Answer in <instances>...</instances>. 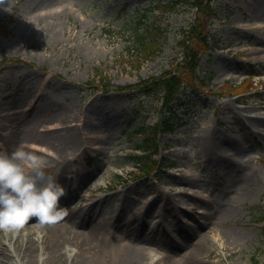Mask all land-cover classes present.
<instances>
[{
    "label": "rangeland",
    "instance_id": "1",
    "mask_svg": "<svg viewBox=\"0 0 264 264\" xmlns=\"http://www.w3.org/2000/svg\"><path fill=\"white\" fill-rule=\"evenodd\" d=\"M154 1L5 0L7 8L0 6V16L10 13L14 20L10 33L0 35V151L23 145L45 155L46 171L58 183L65 187L66 181L74 182L61 196L60 206L85 223L94 224L104 212H111L105 219L109 235L98 249L97 264H114L121 241L141 249L153 228L154 241L160 244L148 249L153 264H252L254 260L264 264V137L250 134L245 126L247 117L264 118V59L250 51L259 45L264 48V12L257 6L264 0L249 5L248 0H215L219 14L207 31L214 34L219 49L210 57L201 55L198 68L213 83L208 93L194 96L192 87L185 85L196 107L173 105L176 116L172 130L161 135L158 172L140 178L126 155L134 153L140 141L138 128L156 123L163 110L160 102L138 90L115 88L131 87L180 60L181 29L195 19V11L188 7L145 12ZM154 22L166 28L163 48L136 70L137 64L129 62L134 32ZM242 26L246 32L234 31ZM4 57L20 61L2 64ZM97 70L110 82L103 83V90L87 84L97 82L93 78ZM253 73L258 77H247ZM244 78L251 81L243 103H236L224 89ZM108 88L110 92L105 91ZM32 90L36 95H31ZM61 126L60 131H49ZM206 128L213 134H208L204 151L199 135ZM65 136L79 148L62 145ZM215 136L240 144L242 173L235 157L217 154ZM67 146V153L77 155L78 161L55 163L57 150ZM248 168L253 175L245 179ZM72 172L75 177L69 179ZM179 190L194 196L196 204L174 194ZM137 219L142 220L140 229L130 234ZM64 221L63 217L47 225ZM34 222L39 221L25 222L14 233L27 234L29 226L38 230L35 225L40 223ZM77 231L87 238L84 225ZM9 232L0 229V239ZM38 232L30 239L37 241L46 230ZM94 244L86 242L85 247ZM37 254L46 256L41 250ZM184 255L193 259H183Z\"/></svg>",
    "mask_w": 264,
    "mask_h": 264
},
{
    "label": "bare ground",
    "instance_id": "2",
    "mask_svg": "<svg viewBox=\"0 0 264 264\" xmlns=\"http://www.w3.org/2000/svg\"><path fill=\"white\" fill-rule=\"evenodd\" d=\"M260 1V0H259ZM249 4H252V0L246 1ZM259 8H263L264 12V4H257ZM251 29H258V28H251ZM247 27H238L234 28V31L236 32H246ZM260 47H251L250 51L256 55L257 59H264V48ZM40 96V95H39ZM250 125H252L255 130H250L251 133H257L259 137H264V118L262 117H253L250 118ZM61 127H53L49 129V131H60ZM208 131V132H207ZM213 134V131L209 128H206L204 132L199 135L201 140L200 147L203 148L205 151L206 143L209 142L208 134ZM72 134L75 136V131L72 132ZM61 136L57 138L60 141ZM212 139H214V143L216 144L217 154L223 156V157H235L237 160V163L241 166V173L243 170V166L245 165L244 159L242 158V149L239 143L235 141H229L226 140L220 136H215ZM62 145H69L71 144V147L79 148L78 144L74 141H70L66 136L64 138ZM70 147H63L57 150V157H59L57 160H54L55 163H64L66 159H70L69 153H67V149ZM229 155V156H227ZM72 156V154H71ZM249 163V161H248ZM245 179L252 177L253 172L251 173L248 170H246L244 173ZM164 194V192H160L161 194ZM177 196H183L187 197V200L190 202H193L196 204L195 197L192 195H189L186 190H179L174 192ZM169 203L174 206V200H169ZM180 209V207H179ZM165 210V209H164ZM182 214H185L186 211L180 210ZM227 213V212H226ZM111 215V212H104L101 217L97 221H95L94 224L85 223L84 220L80 216H76L75 214H72L71 212L67 211V215L64 216L65 221L62 223H57L55 225H47V224H41L40 222H34V223H40L35 225L36 229L44 231L43 237L36 240H31L30 235L33 233H39L38 230L33 229V227L29 226V229L27 231V234H16L14 232L16 231H10L8 234H5L0 239V264H97L101 261V256L99 255L98 249L99 247L106 242V237L109 235L107 225L105 223V219H109ZM160 217L162 219V215L160 214ZM36 218H30L26 223H30ZM144 220V218L142 219ZM140 219H137L136 221H132V223L136 225L135 228L132 230H129L130 234H136L139 231V222L141 223ZM33 224V223H32ZM80 225H84L87 228V231L83 234H86L87 238H81L79 232L77 231V228ZM150 229V226H148L147 230ZM154 229V228H153ZM152 229V232H153ZM104 231L108 232L104 235ZM189 231V230H188ZM151 233V232H150ZM16 235V240L14 239V236ZM153 236L155 235H149L147 234L145 240V244H142L141 249L137 246L126 242L121 241V247L118 245L113 261L114 264H153V260L151 259V256L148 251L151 244H156L157 247L160 246L156 241H154ZM26 237V238H24ZM20 239L17 240V239ZM23 238V239H22ZM88 239V240H87ZM44 240H47L44 242ZM44 242V247L40 245V243ZM88 242L89 244H94L93 246L85 247V243ZM5 246L4 248L2 247ZM13 246L18 249V252L13 249ZM146 246V247H144ZM81 247L82 251L79 252L78 248ZM13 249V250H12ZM38 250L45 251L46 256L42 257L39 256ZM18 253V254H17ZM169 253L172 254L175 253L174 248L169 249ZM6 254V255H5ZM16 254V255H15ZM193 259L192 257H188L187 255L183 256V259ZM198 258V257H196ZM109 260V259H108ZM156 264H159L156 262Z\"/></svg>",
    "mask_w": 264,
    "mask_h": 264
},
{
    "label": "clouds",
    "instance_id": "3",
    "mask_svg": "<svg viewBox=\"0 0 264 264\" xmlns=\"http://www.w3.org/2000/svg\"><path fill=\"white\" fill-rule=\"evenodd\" d=\"M0 6L7 8L5 0ZM46 159L23 145L0 151V229L14 232L33 217L47 224L67 215L59 204L65 188L46 171Z\"/></svg>",
    "mask_w": 264,
    "mask_h": 264
},
{
    "label": "trees",
    "instance_id": "4",
    "mask_svg": "<svg viewBox=\"0 0 264 264\" xmlns=\"http://www.w3.org/2000/svg\"><path fill=\"white\" fill-rule=\"evenodd\" d=\"M185 2L191 5V7H196L198 9V13H202L208 17L215 14V11L212 10L210 7V2L212 0H176L175 4L171 6V8L175 9L176 4L179 2ZM1 26V25H0ZM156 31L158 29L156 28L153 32H148V34H140L139 35V45L141 47V54L144 56H150L155 53L156 49L158 50L159 47V39L156 34ZM200 34V33H199ZM187 49H190L188 46ZM189 59L186 60L188 66L192 71H194L195 67L197 66V54L194 53L193 50L188 51ZM181 80L176 75H170L166 74L165 72L159 76H152L149 79L143 80L140 84L137 86L140 90H143L146 94L150 96H156L160 95L165 100V105L168 104L171 100H173L176 97V94L179 91V88L181 86ZM156 133L153 137L145 138L142 143L138 146L142 148L143 150L149 152L150 150L153 151V153H156V142H155ZM151 155L149 157H134L133 159L140 164L141 162L144 163L146 159H150ZM149 162H152L151 160H147ZM154 164V163H153ZM153 164H149L147 166V172H150L151 169L154 168Z\"/></svg>",
    "mask_w": 264,
    "mask_h": 264
}]
</instances>
